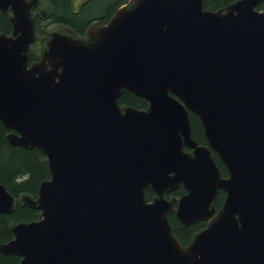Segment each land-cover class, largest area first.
I'll use <instances>...</instances> for the list:
<instances>
[{"label": "water", "instance_id": "obj_1", "mask_svg": "<svg viewBox=\"0 0 264 264\" xmlns=\"http://www.w3.org/2000/svg\"><path fill=\"white\" fill-rule=\"evenodd\" d=\"M38 1L0 0L10 23L0 123L10 145L43 154L49 174L34 197L19 196L38 218L12 224L0 253L17 264H264V0L215 11L201 0H127L83 35L49 31L29 62ZM122 90L146 107H120ZM178 185L180 196L164 197ZM14 205L0 183V213ZM170 213L205 225L181 245Z\"/></svg>", "mask_w": 264, "mask_h": 264}, {"label": "trees", "instance_id": "obj_2", "mask_svg": "<svg viewBox=\"0 0 264 264\" xmlns=\"http://www.w3.org/2000/svg\"><path fill=\"white\" fill-rule=\"evenodd\" d=\"M49 5L48 11L44 14H31L32 27L35 35L34 43L29 45L27 55L29 62L39 59L43 45L39 51L33 49L35 43L45 42L48 32H43L42 21L49 24H61L71 28L77 35H83L86 27L93 20L105 23L115 9L127 2V0H85L80 9L75 10L72 0H46ZM235 0H201L203 9L215 11L221 9ZM93 11V9H95ZM257 10H264V1L256 6ZM0 32L8 34L10 23L7 14L0 11ZM120 107L131 106L137 109H144L146 101L133 93L122 90L117 98ZM188 121L190 126L191 138L200 145L205 144L202 129L197 117L188 111ZM9 129L4 128L0 123V183L8 193L15 198V205L10 213H0V243H4L11 238L10 227L17 222H27L38 218V210L21 204L18 200L22 194L34 197L39 181L47 179L49 174L43 154L35 147L29 149L10 145L5 139V133ZM185 149V148H184ZM211 156L222 176L226 171L216 155L210 151ZM144 196L150 200L153 192L150 188L143 190ZM184 192L181 185H178L171 193H164L180 196ZM223 191L217 189L211 205L216 210L223 199ZM173 234L181 245L186 244L194 233L202 229L205 221H196L193 224L182 226L172 213L168 215ZM19 256L0 253V264H17Z\"/></svg>", "mask_w": 264, "mask_h": 264}, {"label": "rangeland", "instance_id": "obj_3", "mask_svg": "<svg viewBox=\"0 0 264 264\" xmlns=\"http://www.w3.org/2000/svg\"><path fill=\"white\" fill-rule=\"evenodd\" d=\"M82 1L83 2H85V0H72V4H73V6H74V8H77V6L78 5H80V3H82ZM38 4H39V10H42V11H48L49 10V5H48V3H47V1L46 0H39L38 1ZM96 10V8L95 9H93V11H95ZM34 13H36V12H34ZM42 25H43V32L45 33V32H49V31H51V30H54V29H56L58 26H60V25H56V24H49V23H46V21L45 20H43L42 21ZM35 42V41H34ZM33 42V43H34ZM45 42H36L35 43V46L33 47V49L34 50H36V52H38L39 51V48L41 47V45H43ZM43 47H44V45H43Z\"/></svg>", "mask_w": 264, "mask_h": 264}, {"label": "flooded vegetation", "instance_id": "obj_4", "mask_svg": "<svg viewBox=\"0 0 264 264\" xmlns=\"http://www.w3.org/2000/svg\"><path fill=\"white\" fill-rule=\"evenodd\" d=\"M83 1H82V3H80V5H78L77 6V8H74L75 10H78V9H80L81 8V6L83 5ZM74 7V6H73ZM39 8V4L37 3V6H35V7H33L32 9H31V14L33 13V14H35L34 12H36V13H39L40 15H43L44 14V12L42 11V10H39L38 9ZM94 21V20H93ZM99 21V20H98ZM92 22V21H91ZM102 23V22H101ZM90 24V23H89ZM56 25H61V24H56ZM184 150H187V151H190V150H188L187 148H185ZM226 176V175H225ZM168 193H171V192H168ZM224 194V193H223ZM173 195H171V194H168V197L167 198H169V197H172ZM174 197H177V196H174Z\"/></svg>", "mask_w": 264, "mask_h": 264}]
</instances>
